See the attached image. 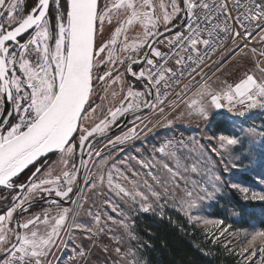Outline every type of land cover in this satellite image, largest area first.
<instances>
[{
	"label": "snow or ice",
	"instance_id": "1",
	"mask_svg": "<svg viewBox=\"0 0 264 264\" xmlns=\"http://www.w3.org/2000/svg\"><path fill=\"white\" fill-rule=\"evenodd\" d=\"M209 50L220 53L211 65L213 76L203 71ZM239 60L250 63L251 69L238 81L216 87L217 73ZM124 65L125 72L142 84L140 91L129 84L124 92L119 70ZM97 85L104 93L99 97L102 103L109 94L122 97L101 113L103 118L97 116L100 105L94 102ZM166 102L172 110L183 109L182 115L231 124L228 131L208 136V150L220 160L209 165L205 157L199 181L186 179L176 153L169 151L174 143L183 145V140L154 149L177 162L175 168L162 162L172 178V190L151 170L146 174L163 188V195L175 199L179 189L183 193L179 210L190 222L215 225L223 237L231 231L224 219L205 220L194 214L202 201L213 200L229 188L245 201L264 202V192L223 179L243 160L249 161L244 168L251 173L264 170V131L243 122L254 109L264 111V0H0V264H53L54 250L67 247L69 241L73 254L65 264H79L81 259L90 264L86 257L90 250L83 240L76 243L74 230L91 239L94 228L102 233L108 226H100L99 212L89 210L92 219L78 221L68 207L61 206L77 203L71 194L81 178L83 187L93 191L106 179L116 195L134 203L139 198L143 211L152 210L149 194L156 202L162 194L148 179L143 180L148 194L138 183L131 189L114 184L113 169L117 173L120 169L112 164L105 176L109 160L95 150L94 141L106 139L108 146L126 142L141 120L135 113L152 109L163 115ZM129 113L135 116L129 122L132 127L108 138L111 129L119 126L118 118ZM237 148L245 150L233 155ZM139 162L145 168L152 166L150 161ZM29 166L34 170L17 183ZM188 171L185 166L184 172ZM191 171L198 172L197 166ZM136 175L133 170V180ZM257 175L264 183V174ZM123 178L132 182L127 174ZM41 202L47 207L32 212ZM104 203L124 217L119 224L127 228V216L119 206L107 197ZM159 207L163 214L164 205ZM243 211L255 215L253 210ZM107 220L116 223L110 215ZM252 228L239 250L240 264H264V228ZM112 239L114 247L102 249L107 254L103 264H141L138 249H125L121 238ZM133 239L129 233V243Z\"/></svg>",
	"mask_w": 264,
	"mask_h": 264
},
{
	"label": "rangeland",
	"instance_id": "2",
	"mask_svg": "<svg viewBox=\"0 0 264 264\" xmlns=\"http://www.w3.org/2000/svg\"><path fill=\"white\" fill-rule=\"evenodd\" d=\"M139 29L137 28V31ZM132 32L130 35H134ZM217 61V60H216ZM214 64V63H213ZM211 64V65H213ZM123 67L120 66L119 70L123 74ZM138 67H134L136 70ZM246 69H251V64L244 60L236 61L226 68L223 73H217L219 80L216 81L215 86L219 87L221 84L226 81L231 84L238 81L245 72ZM214 68L211 66L206 69L204 72L208 76H213ZM125 77V76H124ZM124 92H127V86L129 81L124 79ZM216 80L215 77H213ZM137 91L142 89L140 83L136 84ZM115 90L120 91V85L117 84L114 86ZM101 87L97 85L98 95L95 97L94 102L97 105H100V109L97 112V116L103 118L101 113L106 114L108 108L113 104H119V98H113L110 96L103 103H98L99 94ZM180 110H166L164 114L161 115L159 111L144 110L135 114L141 118L140 122L137 123V132L132 138L118 145H107V140L99 138L94 142L95 150L101 151L105 157L108 158L109 163L105 166L104 172L105 176L107 171L111 169L112 164H115L117 168L120 169V173H117L113 169V183H120L125 187L131 189L133 183H138L140 188L143 189L146 194L147 189L143 184L144 179H148L149 184L153 188L162 194L161 200L156 202L149 194V202L153 204V209L150 211H143L139 203V198L137 202H133L131 198H122L121 196L116 195V192L110 190L107 185V180L105 179L104 185L102 187H97L95 191L90 188H84V180L81 178L78 191L74 194L73 199L77 201L76 204L68 203L62 204V207H68L72 215H75L78 221L91 220L92 218L88 216V211L91 210L93 213L99 212L101 215V225L104 226L107 224L105 231L100 233L94 228L95 235H92L91 239H84L79 230H74V239L76 243H80L83 240V246L90 251L87 252L86 257L87 261L90 264H103V261L106 257V253L102 251L104 246H109L113 248L115 241L112 239L113 236L119 237L123 240V246L125 249L131 247L138 249V256L141 261V264H149L148 260L143 254V244L145 243L144 236L142 235L143 227L138 225L141 222V217L145 215H150L156 218H167L173 220V222L181 224L183 227H186L190 230H195L200 236L209 244H218L221 248H224L227 253L236 255V261L240 263L241 258L238 255L240 248L247 243L246 233L253 230L252 225H255L257 228H264V216L261 215V211L264 210V202L259 200H247L243 199L241 193L225 188L217 197L213 200H204L199 205V210L194 213L200 215L205 220L212 219H224L225 224L231 225V231L223 237L220 236V233L217 232L216 226L212 224L204 223H193L190 222L189 218L179 210V201L183 193L179 189H175V199L171 195H163V188L160 185H157L152 181L151 177L146 174L151 170L153 174L161 181V184L168 182V187L172 190L173 182L169 173H167L163 167L162 162H167L173 168L177 166V162L174 159H171L169 156L154 151L158 149L161 144L167 143L169 139H175V142L183 140V145L179 143L173 144L169 149L170 152H175L179 158L181 173L188 180L199 181L203 175L204 166H205V157H207V164L212 165L220 160V157L210 153L208 148V136L213 134H218L221 130L228 131L231 124L222 123L213 118L212 123H208L203 119L197 116H190L187 112H184L183 115ZM135 116H131L120 130L110 134L108 138H113L117 135H121L124 132H127L129 128L132 127V124L129 123L133 121ZM243 119V118H242ZM119 120V118H118ZM171 121V123H169ZM245 127L256 126L258 131H264V128H260V125L264 124V111L260 109H254L246 119H243ZM259 142L260 137L256 136L254 138ZM247 141H245V147H247ZM215 144V142H213ZM218 147V145H215ZM139 150V151H138ZM245 149L237 148L236 152L233 155L244 151ZM227 156V153H225ZM131 157H135L132 159ZM56 160L57 157L52 158ZM89 157L86 158V160ZM99 159V158H94ZM139 161L151 162L150 168H145ZM248 160H243L241 165L237 169H233L230 173L225 174L223 179L229 183H240L244 187H249L252 191L264 192V183L259 182L257 173L264 174V170L257 168L256 173H251L245 170L244 166L248 165ZM193 165L197 166L198 172H192L191 167ZM187 167L189 171L184 172V167ZM220 171H223V165L220 166ZM93 172L97 170L92 168ZM137 173L136 177L133 180L132 171ZM59 171V170H58ZM21 175L23 179L26 174ZM123 174H127L129 180L132 182L126 181L123 178ZM181 187L184 186V182L180 181ZM191 187V185H189ZM109 199L113 204L119 206V209L124 212L127 216L126 224L127 228L122 227L119 224V221L124 219L123 216H120L117 212H113L110 205L106 206L104 203L105 198ZM78 205H82L79 207ZM159 205H164L163 214ZM47 207L46 203H40L32 209V212H40L42 208ZM245 209L253 210L255 212L254 216H247L244 214ZM113 217L116 221L107 220V215ZM72 215L69 216L71 221ZM174 219H173V218ZM111 229V232L108 229ZM129 233L134 237V239L129 243L128 236ZM73 235V233H69ZM67 240V237H65ZM73 244L71 241L68 242L67 247H59L54 250L55 259H53V264H65L68 261L69 257L73 254L72 252ZM79 264H85V260L81 259ZM109 264L111 262L109 261Z\"/></svg>",
	"mask_w": 264,
	"mask_h": 264
},
{
	"label": "trees",
	"instance_id": "3",
	"mask_svg": "<svg viewBox=\"0 0 264 264\" xmlns=\"http://www.w3.org/2000/svg\"><path fill=\"white\" fill-rule=\"evenodd\" d=\"M138 225L143 227V254L149 264H240L236 255L172 219L147 214Z\"/></svg>",
	"mask_w": 264,
	"mask_h": 264
},
{
	"label": "flooded vegetation",
	"instance_id": "4",
	"mask_svg": "<svg viewBox=\"0 0 264 264\" xmlns=\"http://www.w3.org/2000/svg\"><path fill=\"white\" fill-rule=\"evenodd\" d=\"M127 67V65H124V67H123V73H124V79H126L127 81H129V83L128 84H132V85H134V87H135V89L137 88V86H136V84L137 83H140L139 81H137L136 80V78L131 74V73H129V72H125V68ZM134 67H136L135 65L133 66V68ZM135 70V69H134ZM136 71H138V68L136 69ZM141 84V83H140ZM142 85V84H141ZM138 89V88H137ZM118 93L120 92V91H118V90H116ZM101 95H104V93H103V91H102V89H101V91H100V94H99V96H98V98L101 96ZM110 95H108V97H109ZM98 103H101V100H100V98H99V101H98ZM131 116H133V115H131ZM131 116H129L128 118H127V120L131 117ZM123 118H124V116H122V117H120L119 118V120L117 121V123H120L122 120H123ZM126 120V121H127ZM125 121V122H126ZM99 139V138H98ZM98 139H96V140H98ZM95 140V141H96ZM94 141V142H95ZM52 158H54V157H52ZM87 158V156H85L84 157V159H86ZM53 160V159H52ZM77 163H79V160L77 159V161H76ZM56 167V170L58 171L59 170V165H56L55 166ZM31 170H34V169H32L31 168V166H29V169H26L22 174H24L25 172H27L28 171V173L26 174V176H25V178L23 179V177H21L20 176V179L19 180H17V183H20V182H24L25 180H26V177L28 176V175H30L31 174ZM21 174V175H22ZM81 186V184L79 185V187ZM77 191H78V187H75L74 188V193L73 194H71V199H73V196H74V194H76L77 193ZM41 203H43V202H41ZM68 203H70V202H62V204H68ZM61 204V205H62Z\"/></svg>",
	"mask_w": 264,
	"mask_h": 264
},
{
	"label": "built area",
	"instance_id": "5",
	"mask_svg": "<svg viewBox=\"0 0 264 264\" xmlns=\"http://www.w3.org/2000/svg\"><path fill=\"white\" fill-rule=\"evenodd\" d=\"M220 58V53L219 52H217L216 54H211V50H209V56H208V58L206 59V64H207V66L203 69V71H205L206 69H208L210 66H211V64H213L216 60H218ZM197 71H199V69H197ZM171 98H173L174 99V97H171ZM163 107H164V109H165V111L166 110H170L171 108H169L168 106H167V102L165 103V105H163ZM150 110V109H149ZM151 111H156V110H152L151 109ZM169 141H174L175 142V139H173V138H171V139H169ZM175 144V143H174Z\"/></svg>",
	"mask_w": 264,
	"mask_h": 264
},
{
	"label": "water",
	"instance_id": "6",
	"mask_svg": "<svg viewBox=\"0 0 264 264\" xmlns=\"http://www.w3.org/2000/svg\"><path fill=\"white\" fill-rule=\"evenodd\" d=\"M142 111H144V110L141 109V110L137 111L135 114H137V113H139V112H142ZM131 115H133V114L129 113V114L125 115L124 118H123V120H122L120 123H118L119 126H117V127H113V128L111 129L109 135L112 134V133H114V132H116V131H118V130H120V128L124 125V123H125V121L127 120V118H128L129 116H131ZM98 138H100V137H97V139H98ZM79 185H80V183H79ZM78 187H79V186H78Z\"/></svg>",
	"mask_w": 264,
	"mask_h": 264
}]
</instances>
